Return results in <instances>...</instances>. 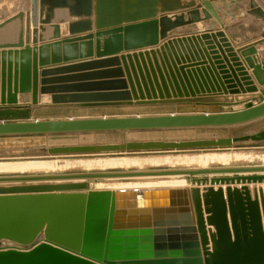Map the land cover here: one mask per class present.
<instances>
[{
  "label": "water",
  "instance_id": "water-1",
  "mask_svg": "<svg viewBox=\"0 0 264 264\" xmlns=\"http://www.w3.org/2000/svg\"><path fill=\"white\" fill-rule=\"evenodd\" d=\"M10 1L13 14L0 8V40L10 28L14 36L0 41V110L39 106L41 95L77 107L261 101L219 112L1 120L0 137L225 129L264 119V78L255 85L237 56L246 52L251 74L264 72L255 55L264 42V0H243L263 29L236 50L212 4L222 0ZM210 19L217 28L167 34ZM212 39L235 69L220 66ZM49 63L59 66L42 69ZM240 93L254 95L213 97ZM24 94L29 101L18 100ZM260 142L264 128L43 149L216 151L0 160V264H264V150L226 151Z\"/></svg>",
  "mask_w": 264,
  "mask_h": 264
},
{
  "label": "crops",
  "instance_id": "crops-1",
  "mask_svg": "<svg viewBox=\"0 0 264 264\" xmlns=\"http://www.w3.org/2000/svg\"><path fill=\"white\" fill-rule=\"evenodd\" d=\"M188 0H183L186 2ZM199 3L198 0H196ZM213 7L221 17V20L224 25V30L231 36L233 41V48H240L243 45L250 43L253 40V37H257L258 33L263 29V26L259 24L257 21L250 19V17L245 13L247 8V3L243 0H222L213 2ZM13 3L10 0H1L0 8H4L6 14L11 15L13 9ZM16 10V9H15ZM14 10V11H15ZM202 8H199L200 15ZM62 12H57L56 16ZM171 17V15H169ZM217 23L213 20H203L200 22H196L193 24L177 27L173 30H170L167 34L170 35H179V34H196L205 30H213L217 28ZM243 30L242 33H236V30ZM211 33V32H210ZM3 35V36H2ZM1 35L0 41H13L14 36L12 34V29L5 32ZM67 35L66 25H61V36ZM51 38V28H48L45 33H43V39L46 41ZM211 43V46L214 47L213 51H219V55L221 57L220 61L226 67L225 69H235L232 67L233 63L228 62V59L225 57V53L218 49V44L215 40ZM36 45H39L37 43ZM239 45V46H238ZM237 46V47H236ZM29 47H33L31 40H29ZM207 47V45L205 46ZM257 53L255 54L257 58L264 61V42L261 44H257L255 46ZM20 48H6L5 51L8 50H16ZM224 50V48H222ZM246 55V52L245 54ZM244 55L239 52L237 56L240 61L243 63L242 67H245V71L251 77V80L255 85H257V79L264 78L263 71H257L255 75L251 74V69L247 68L246 64L243 62ZM49 57H51L49 53ZM214 61V60H213ZM58 64H47L43 66L42 69H47L45 67H58ZM217 67V65H215ZM264 86L259 87L258 89H264ZM258 93V92H255ZM250 95H254V93H240L238 95H230V94H215L213 97L216 98H228V97H239L244 98ZM18 100L21 102L29 101V94L18 95ZM257 102L260 99H256ZM254 102V101H253ZM251 101V103H253ZM250 102L237 105V106H226V105H197L191 103L184 104H165V105H143V106H110V107H77L73 105H51L49 101V95H41L40 96V105L36 107L26 108V109H5L0 110V121H11V120H34V119H62L69 117H95V116H123V115H137L135 113H139V115H156V114H168V113H195V112H219V111H230L241 109L245 106L251 104ZM256 103V102H254ZM113 110V109H134L137 111H119V112H93L95 110ZM141 110V111H140ZM152 132V131H151ZM250 188L253 187L252 184L249 185Z\"/></svg>",
  "mask_w": 264,
  "mask_h": 264
},
{
  "label": "rangeland",
  "instance_id": "rangeland-1",
  "mask_svg": "<svg viewBox=\"0 0 264 264\" xmlns=\"http://www.w3.org/2000/svg\"><path fill=\"white\" fill-rule=\"evenodd\" d=\"M243 30H236L240 34ZM261 101V100H260ZM259 101V102H260ZM253 102V101H252ZM254 102L257 103L256 99ZM251 103V104H254ZM249 104V105H251ZM248 105V106H249ZM237 106V105H236ZM246 107V106H245ZM137 111L134 109L95 110L93 112H119ZM141 111V110H140ZM196 113V112H195ZM139 115V113H135ZM126 116V115H123ZM264 128V119L239 127L225 129H186V130H160L143 132H109V133H87L45 136H23V137H0V160L21 159H50V158H89V157H111V156H139L165 153H194L204 151H216V149H183L179 150H146V151H111L99 149L83 153H61L50 155L43 149L54 147L72 146H98L121 144L127 141H185L195 139H213L218 137L238 136L248 132L259 131ZM222 150V149H220ZM224 150V149H223ZM229 150H264V142L240 144Z\"/></svg>",
  "mask_w": 264,
  "mask_h": 264
},
{
  "label": "bare ground",
  "instance_id": "bare-ground-1",
  "mask_svg": "<svg viewBox=\"0 0 264 264\" xmlns=\"http://www.w3.org/2000/svg\"><path fill=\"white\" fill-rule=\"evenodd\" d=\"M190 162V161H189ZM192 162V161H191Z\"/></svg>",
  "mask_w": 264,
  "mask_h": 264
},
{
  "label": "trees",
  "instance_id": "trees-1",
  "mask_svg": "<svg viewBox=\"0 0 264 264\" xmlns=\"http://www.w3.org/2000/svg\"><path fill=\"white\" fill-rule=\"evenodd\" d=\"M23 137V136H22Z\"/></svg>",
  "mask_w": 264,
  "mask_h": 264
}]
</instances>
